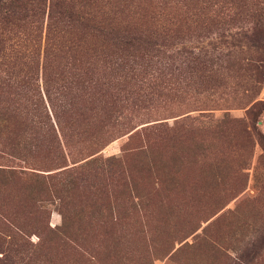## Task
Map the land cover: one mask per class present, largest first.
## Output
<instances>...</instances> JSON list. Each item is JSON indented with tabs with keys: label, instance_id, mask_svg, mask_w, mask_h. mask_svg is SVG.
I'll return each mask as SVG.
<instances>
[{
	"label": "rangeland",
	"instance_id": "1",
	"mask_svg": "<svg viewBox=\"0 0 264 264\" xmlns=\"http://www.w3.org/2000/svg\"><path fill=\"white\" fill-rule=\"evenodd\" d=\"M103 1L180 37L112 90L98 152L61 142L57 168L0 147L2 236L29 264H227L264 219V0Z\"/></svg>",
	"mask_w": 264,
	"mask_h": 264
},
{
	"label": "trees",
	"instance_id": "2",
	"mask_svg": "<svg viewBox=\"0 0 264 264\" xmlns=\"http://www.w3.org/2000/svg\"><path fill=\"white\" fill-rule=\"evenodd\" d=\"M105 7L103 0H0V147L9 156L23 161L41 156L59 168L65 158L61 142L98 152L102 144L93 124L116 118L112 90L157 56L155 47L162 45L157 40L180 37L175 31L143 36L129 24L121 28ZM106 46L114 54L118 50L115 62H105ZM261 220L249 224L248 238L239 241L233 258L226 256L227 264L264 262ZM1 231L0 264L32 263ZM23 253L28 257L30 251Z\"/></svg>",
	"mask_w": 264,
	"mask_h": 264
}]
</instances>
